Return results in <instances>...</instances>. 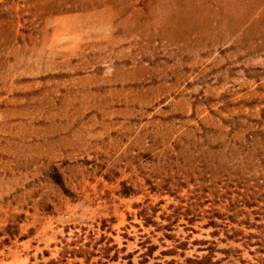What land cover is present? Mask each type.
<instances>
[{"label":"rangeland","instance_id":"obj_1","mask_svg":"<svg viewBox=\"0 0 264 264\" xmlns=\"http://www.w3.org/2000/svg\"><path fill=\"white\" fill-rule=\"evenodd\" d=\"M103 6L114 74L69 86ZM263 207L264 0H0V264H250Z\"/></svg>","mask_w":264,"mask_h":264},{"label":"crops","instance_id":"obj_2","mask_svg":"<svg viewBox=\"0 0 264 264\" xmlns=\"http://www.w3.org/2000/svg\"><path fill=\"white\" fill-rule=\"evenodd\" d=\"M63 18L73 21L75 33L67 37L68 57L71 59L61 65V79L69 82V86L85 88L89 86L92 75L99 73L98 71L104 75L114 74L107 66L103 69L98 67V64L105 66L104 62L98 63L94 60L97 58L94 51L96 46L104 44L110 36L111 8L103 6Z\"/></svg>","mask_w":264,"mask_h":264},{"label":"trees","instance_id":"obj_3","mask_svg":"<svg viewBox=\"0 0 264 264\" xmlns=\"http://www.w3.org/2000/svg\"><path fill=\"white\" fill-rule=\"evenodd\" d=\"M60 184H62L60 182ZM251 198H253L251 196ZM247 199L242 200L241 202H245L246 203ZM250 204V203H248ZM251 205V204H250ZM254 214H257L256 217L254 218L255 221H263V223H250L249 220L246 221H241L242 224H246L248 227H254L256 229L259 230L258 234H251L249 233L246 236H243L246 238V241L244 242L245 245L248 246H256L255 252L259 254L258 257L255 258V262L254 263H250V264H264V207L259 211V212H251ZM234 215H228V218H231ZM210 224H213L215 226L216 223L214 221H210ZM7 233L11 234V230L13 229L12 225L7 226ZM226 231V235L229 239L234 238L236 235L242 234L240 231L235 230L234 228H230V229H225ZM230 232V233H229ZM252 238H254V240L252 241ZM5 241V240H4ZM207 250H209V254L207 256H204L202 258H198L195 257V259L192 258H188L186 261L188 264H220L222 259L220 260H216V261H212V258L214 257L213 253L216 251H219L221 253H224L226 256L229 252H231L232 250L230 249H216L214 246H208ZM241 264L245 263V261L240 260ZM225 264H231V263H225Z\"/></svg>","mask_w":264,"mask_h":264}]
</instances>
